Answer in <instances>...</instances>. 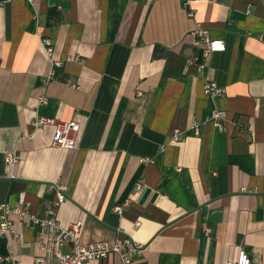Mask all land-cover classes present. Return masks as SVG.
Instances as JSON below:
<instances>
[{"label":"crops","instance_id":"0c3cea01","mask_svg":"<svg viewBox=\"0 0 264 264\" xmlns=\"http://www.w3.org/2000/svg\"><path fill=\"white\" fill-rule=\"evenodd\" d=\"M183 2L0 0V203L55 208L84 243L126 235L141 246L132 264H224L238 248L264 264V0H194L193 16ZM196 23L225 49L198 58ZM206 81L224 94L205 95ZM37 115L78 122L75 146L53 147ZM8 219L0 255L31 264L42 228Z\"/></svg>","mask_w":264,"mask_h":264},{"label":"built area","instance_id":"2783aa9c","mask_svg":"<svg viewBox=\"0 0 264 264\" xmlns=\"http://www.w3.org/2000/svg\"><path fill=\"white\" fill-rule=\"evenodd\" d=\"M191 1L184 0L183 7L187 14L193 16ZM193 43L201 56L206 58L208 54L216 51H223L225 44L223 39L211 38L206 29L196 23L191 31ZM42 43L45 46V52L50 59L52 54V42L49 38H43ZM53 64H59L58 61ZM53 77L52 70L43 80V84H47ZM224 88L219 87L214 81H206L203 85V92L209 97H220L224 94ZM47 97L41 95L38 98L40 104L47 103ZM225 112L221 109L212 111L209 116L211 122L217 127H220V121L224 118ZM32 127L40 129L44 126H52L53 134L51 144L53 147L67 149L75 146L76 138L80 129L79 123L75 120L64 121L55 117L46 115H37L32 123ZM199 125H193L194 135L199 134ZM172 140H179L180 135L178 130H175L171 136ZM18 160L17 155L7 153L4 161L7 165L13 166ZM149 159H140V162L148 161ZM137 184L136 187H140ZM56 193L55 206H58L64 200V188L58 187ZM28 205H18L12 207L9 203H0V235L15 236L11 221L8 219L10 213H15L20 219L29 218L34 223L38 224L42 230L40 232V247L41 255L33 257L31 264H85L96 259H103L111 254L118 255L121 264H132V255L139 252L141 246L134 243L130 237L120 234L113 241L102 240L84 243L81 240L82 222L80 220L70 221L65 226L60 225L56 220V209H51L48 216L45 218L37 217L28 210ZM115 210L118 214L122 213V206H116ZM135 223L134 226H137ZM209 230L205 229V233ZM236 257L228 259L224 264H251V260L243 248H238ZM0 264H23L21 260L14 258L12 255H0Z\"/></svg>","mask_w":264,"mask_h":264}]
</instances>
